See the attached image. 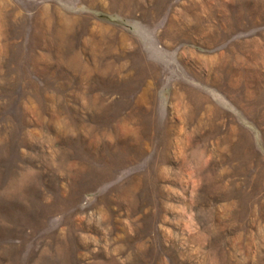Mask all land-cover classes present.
Segmentation results:
<instances>
[{
    "label": "rangeland",
    "instance_id": "obj_1",
    "mask_svg": "<svg viewBox=\"0 0 264 264\" xmlns=\"http://www.w3.org/2000/svg\"><path fill=\"white\" fill-rule=\"evenodd\" d=\"M0 264H264V0H0Z\"/></svg>",
    "mask_w": 264,
    "mask_h": 264
}]
</instances>
